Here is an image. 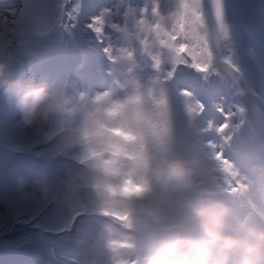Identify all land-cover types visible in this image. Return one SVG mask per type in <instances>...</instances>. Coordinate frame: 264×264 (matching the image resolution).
<instances>
[{
	"label": "snow or ice",
	"instance_id": "1",
	"mask_svg": "<svg viewBox=\"0 0 264 264\" xmlns=\"http://www.w3.org/2000/svg\"><path fill=\"white\" fill-rule=\"evenodd\" d=\"M5 54L18 74L67 77L81 90L99 88L117 68L157 76L182 134L226 188L264 177V0H0ZM17 119L0 103V264H93L90 214L19 189V176L31 184L67 162L52 161Z\"/></svg>",
	"mask_w": 264,
	"mask_h": 264
},
{
	"label": "clouds",
	"instance_id": "2",
	"mask_svg": "<svg viewBox=\"0 0 264 264\" xmlns=\"http://www.w3.org/2000/svg\"><path fill=\"white\" fill-rule=\"evenodd\" d=\"M109 75L81 90L0 55V103L67 162L31 184L19 176V189L90 214L93 264H264V177L226 188L182 134L162 79Z\"/></svg>",
	"mask_w": 264,
	"mask_h": 264
},
{
	"label": "rangeland",
	"instance_id": "3",
	"mask_svg": "<svg viewBox=\"0 0 264 264\" xmlns=\"http://www.w3.org/2000/svg\"><path fill=\"white\" fill-rule=\"evenodd\" d=\"M257 2H259V0H257ZM192 71H195L194 69Z\"/></svg>",
	"mask_w": 264,
	"mask_h": 264
}]
</instances>
